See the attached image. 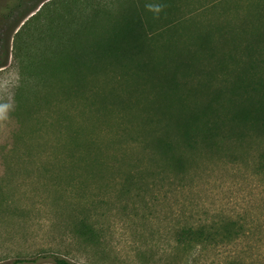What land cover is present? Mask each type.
Returning <instances> with one entry per match:
<instances>
[{
  "label": "rangeland",
  "instance_id": "1",
  "mask_svg": "<svg viewBox=\"0 0 264 264\" xmlns=\"http://www.w3.org/2000/svg\"><path fill=\"white\" fill-rule=\"evenodd\" d=\"M12 1L0 0V30L6 5ZM212 1L176 0L164 20L183 18V26L176 29L188 56L197 48V33H207L206 45L224 57L226 69L221 74L245 73L247 49L254 46V58L264 59V0L259 10L252 0ZM73 3L80 10L97 7L111 12L120 4L65 0L64 11ZM58 4L46 0L19 26L11 21L4 28V47H0L4 62H0V261L53 264L51 257L43 255L55 254L79 264H225L230 257L241 264H264V172L255 171L264 144L252 136L241 147L226 142L221 155L204 153L186 174L182 187L150 181L146 176L162 168L152 141L172 138L167 135L175 124L167 121L175 117L177 104L163 109L159 95L163 91L151 87L157 95L151 94L145 78L125 75L117 79L123 71L115 60L97 64L87 75L82 73L81 79L73 68L56 69L59 72L49 74L51 84L45 86L44 69L32 68L43 61L40 56L49 43L41 46L36 39L46 32L44 16ZM41 10L43 15L36 16ZM101 14L103 19L105 14ZM87 33L88 39L101 38L102 29ZM209 54L206 49L190 56L195 68H206L201 59ZM48 57L58 61L53 54ZM145 67L149 69L146 80L163 81L172 88L166 94L185 93L186 89L176 91L182 87L177 82L182 75L159 71L164 65ZM204 70L213 73V80H220L216 70ZM132 78L147 83L145 92ZM249 89L240 92L244 95ZM199 95H188L193 107L206 99ZM229 97L232 102L238 95ZM20 103L24 105L19 107ZM216 105V111H224ZM84 152L94 159L87 160ZM219 214L245 222L247 229L248 223L255 225L257 241L247 234L230 245L176 246V231L181 226L204 223ZM81 222L94 227L95 240L88 242L78 234Z\"/></svg>",
  "mask_w": 264,
  "mask_h": 264
},
{
  "label": "trees",
  "instance_id": "2",
  "mask_svg": "<svg viewBox=\"0 0 264 264\" xmlns=\"http://www.w3.org/2000/svg\"><path fill=\"white\" fill-rule=\"evenodd\" d=\"M44 1L46 0H13L11 4L6 5V11L1 20L3 23L0 30L1 48L4 47V28H7L11 21L17 22L16 27L19 26ZM51 1L61 4L49 10L44 16L46 35L41 34L36 39L39 45L44 46L43 44L49 43V47L40 56L44 58L43 61H37L32 68L33 70L44 69L45 86L47 83L51 84L49 74L54 76L59 71L73 68L76 77L81 79L82 73L87 75L98 66L97 64L105 65L103 63L115 60V66L123 71L117 79L125 75L145 78L144 81L149 83L151 94L157 95L152 93L151 87L163 91L164 94H159L162 108L172 103L177 104L179 110L175 117L167 121L171 125L175 124L172 134L167 135L173 139L160 140V138L152 141L153 149H157L160 153L158 161L162 168L158 173L151 172L146 176L150 181H160L163 185L177 183L176 186L182 187L186 174L190 173L192 166L198 163L204 153L211 156L221 155L226 142L235 143L241 147L247 139H253L252 136L264 144V59L260 62L254 58L256 57L254 46L245 51L249 52L248 60L244 61L245 73L230 76L229 72L221 74L226 69L224 57H220L218 51L206 45L210 40L207 33H197H200L197 41L200 46L197 44L196 50L190 51L189 54L192 57L198 51L209 50L212 54L208 57L202 56L203 59H201L202 63L208 66L204 64L202 67L206 68H195L192 58L180 45L182 35L176 29L178 26H183L184 22L181 21L183 18L176 19L175 22L164 20L171 13L172 5L176 0H114L120 3L118 4L120 7L117 6L113 12L99 10L97 7L92 11L88 8L80 10L76 8V3L64 11L63 8H67L64 4L65 0ZM261 1L252 0L256 10H259ZM176 9L178 10V6ZM44 11L36 13V16L40 17ZM81 12L83 15H80ZM101 12L105 14L103 19L100 18ZM25 24L26 22L23 26ZM92 28L102 29L101 38L90 35L91 39L86 37L87 31ZM176 37L181 39L174 40ZM51 54L57 58L56 63L48 57ZM3 55L6 56V53ZM217 63L219 64L216 65ZM149 64L164 65L159 71L165 73L175 71L178 75H182L177 81L182 87L176 91L186 89L185 93L183 95L166 94L165 92L170 93L172 88L165 82L154 81L151 78L146 80L145 74L149 72V69L145 66ZM167 65L177 67L168 70L165 69ZM25 68L27 69V65ZM210 68L217 71L221 76V78L217 76L220 80H213V73L204 70ZM56 69L59 71H55ZM132 81L140 82L145 92L147 83L135 78H132ZM191 81L192 84L189 86ZM116 82L120 81L116 80ZM79 85L80 81L77 83V86ZM242 88V93L249 88L250 92L243 95L240 92ZM191 94H200V97L206 99L204 98V102H200L197 107H193L188 96ZM229 95H238V98L232 97L230 102ZM216 104L223 106L224 111H220L221 109L216 111ZM23 105L20 103L19 107ZM188 107H191V111L187 109ZM261 153L258 157V169H255L257 173L264 172V150H261ZM84 154L87 155V160L94 159L88 152ZM218 158L220 159L219 156ZM236 162L238 161H233L235 166L241 165ZM132 172L134 171L131 170L130 173ZM166 172L171 175H167ZM77 232L88 242L96 238L94 227L85 222L80 223ZM247 234L256 240L255 225L248 223L247 229L245 222L243 224L239 219L225 218L219 214L204 223H187L181 226L176 231L175 244L190 249L205 247L209 244L224 246L234 244L236 239ZM43 256L51 257L53 264H79L55 254ZM28 261L31 262L26 259H14L0 261V264H21ZM225 264L241 263L237 261V258L230 257Z\"/></svg>",
  "mask_w": 264,
  "mask_h": 264
}]
</instances>
